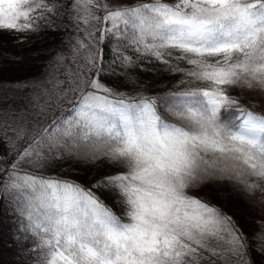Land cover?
I'll return each mask as SVG.
<instances>
[{
  "label": "snow or ice",
  "instance_id": "1",
  "mask_svg": "<svg viewBox=\"0 0 264 264\" xmlns=\"http://www.w3.org/2000/svg\"><path fill=\"white\" fill-rule=\"evenodd\" d=\"M61 10L67 47L43 80L23 83L27 103L0 98V199L32 240L25 254L35 264H253L264 219L252 245L205 189L264 204V0H0V30L35 32ZM145 63L179 74L176 90L146 94L129 72ZM58 162L110 171L49 174Z\"/></svg>",
  "mask_w": 264,
  "mask_h": 264
},
{
  "label": "trees",
  "instance_id": "2",
  "mask_svg": "<svg viewBox=\"0 0 264 264\" xmlns=\"http://www.w3.org/2000/svg\"><path fill=\"white\" fill-rule=\"evenodd\" d=\"M70 35H73L72 21L62 10L51 26L43 27L35 32L0 30V83L19 81L26 75L32 78L45 73L57 52L67 47V38ZM104 55L107 61L111 55L107 45L104 46ZM129 72L141 87L147 89L146 94L176 90V82L181 79L179 74H173L158 63H145L144 70L136 67ZM105 78L106 82L113 86L119 85L122 90L124 87H131L126 75H105ZM230 94L238 96L243 105H249L246 89L236 87L230 90ZM255 95L258 98V105L259 98L264 97V93L257 91ZM27 99L23 101L24 104L27 103ZM257 110H260L259 106ZM223 115L225 118H230L234 113ZM69 165L79 171L82 179L91 178L97 171H110L105 162H99L95 167L75 165L73 162L68 164L58 162L53 165L49 174L58 175L66 171ZM205 191L212 203L221 206L228 215L232 216L237 226L249 238L250 243L255 245L257 242L252 241L251 237L258 230L256 222L264 219V204L260 203L259 196L255 198L254 203L246 204L236 198L225 199V187L223 186L210 185ZM102 198L108 206L118 214H122L121 210L125 208V205L115 204L111 196ZM123 220L129 222L127 217H123ZM18 225L19 217L14 205L7 199H0V264H35L34 256L25 254L27 249L32 247V240L31 238L27 242L23 240L24 234L17 231ZM17 235L21 236L19 242L14 239ZM249 253L253 264H264V255L256 251L255 247H250Z\"/></svg>",
  "mask_w": 264,
  "mask_h": 264
},
{
  "label": "rangeland",
  "instance_id": "3",
  "mask_svg": "<svg viewBox=\"0 0 264 264\" xmlns=\"http://www.w3.org/2000/svg\"><path fill=\"white\" fill-rule=\"evenodd\" d=\"M46 71H48V69ZM46 71L43 74L35 76L36 78L35 77L31 78V77L26 75L24 77H21V78H24V79L19 80V81L0 83V98H2L3 96L7 95L12 100V102L14 104H16L18 106L24 105L23 101H25V99L28 98L29 93L32 90L31 89H24L22 87L23 83L31 82V81L43 80L45 78ZM18 79H20V78H18ZM105 80L107 81L106 78H105ZM16 85H21V87H19V90H17ZM0 150L2 151V148H0Z\"/></svg>",
  "mask_w": 264,
  "mask_h": 264
}]
</instances>
